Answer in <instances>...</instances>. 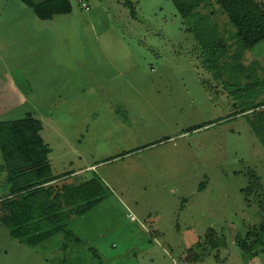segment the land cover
Instances as JSON below:
<instances>
[{
	"label": "rangeland",
	"instance_id": "374dc122",
	"mask_svg": "<svg viewBox=\"0 0 264 264\" xmlns=\"http://www.w3.org/2000/svg\"><path fill=\"white\" fill-rule=\"evenodd\" d=\"M195 1L70 0L41 19L0 0V122L33 114L56 184L104 186L38 245L0 203V264H264L240 244L264 217V42L247 54L216 0L182 14ZM20 160L0 149V202Z\"/></svg>",
	"mask_w": 264,
	"mask_h": 264
},
{
	"label": "trees",
	"instance_id": "16d2710c",
	"mask_svg": "<svg viewBox=\"0 0 264 264\" xmlns=\"http://www.w3.org/2000/svg\"><path fill=\"white\" fill-rule=\"evenodd\" d=\"M41 19L54 15L68 14L72 10L70 0H46L35 4L23 0ZM178 3L182 14H188L197 3ZM225 11L230 23L243 43L254 48L264 41V0H216ZM41 121L33 114L7 122H0V149L6 161H23L24 179L13 186L11 193L1 200V218L11 229L14 237H25L31 245H38L59 232L71 234L68 230L72 216H80L102 201L103 184L95 177L81 183L56 184L64 176L51 174L49 145L40 134ZM264 144V127L256 130ZM20 160V161H21ZM13 174L15 170L11 171ZM19 172V171H18ZM12 174V175H13ZM250 243L240 241L242 248L253 253L257 245L264 244V217ZM66 248L67 244L64 243ZM256 253V252H255Z\"/></svg>",
	"mask_w": 264,
	"mask_h": 264
},
{
	"label": "crops",
	"instance_id": "0c3cea01",
	"mask_svg": "<svg viewBox=\"0 0 264 264\" xmlns=\"http://www.w3.org/2000/svg\"><path fill=\"white\" fill-rule=\"evenodd\" d=\"M230 22V21H229ZM234 28V27H233ZM235 30V29H234ZM235 32V36H236V38L238 39V42H235V43H237V46L238 47H240L241 49H242V51H244V52H246L247 54H250V55H256L257 54V51L259 50V49H253V48H249V47H247L244 43H243V41L240 39V37L236 34V30L234 31ZM264 42V41H263ZM226 44V43H225ZM261 44H262V42H261ZM261 44L259 43L258 45H256V46H261ZM256 46L254 47V48H256ZM239 48V49H240ZM259 51H264V43H263V47H261V49L259 50ZM249 52H251V53H249Z\"/></svg>",
	"mask_w": 264,
	"mask_h": 264
},
{
	"label": "water",
	"instance_id": "95a60500",
	"mask_svg": "<svg viewBox=\"0 0 264 264\" xmlns=\"http://www.w3.org/2000/svg\"><path fill=\"white\" fill-rule=\"evenodd\" d=\"M31 1H33V3H35V4H40L46 0H31Z\"/></svg>",
	"mask_w": 264,
	"mask_h": 264
},
{
	"label": "built area",
	"instance_id": "2783aa9c",
	"mask_svg": "<svg viewBox=\"0 0 264 264\" xmlns=\"http://www.w3.org/2000/svg\"><path fill=\"white\" fill-rule=\"evenodd\" d=\"M82 6L85 7L86 9H89V5H87L85 2H82Z\"/></svg>",
	"mask_w": 264,
	"mask_h": 264
}]
</instances>
